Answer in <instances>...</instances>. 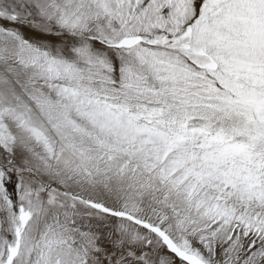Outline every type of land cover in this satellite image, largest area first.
Wrapping results in <instances>:
<instances>
[{
  "label": "snow or ice",
  "instance_id": "obj_1",
  "mask_svg": "<svg viewBox=\"0 0 264 264\" xmlns=\"http://www.w3.org/2000/svg\"><path fill=\"white\" fill-rule=\"evenodd\" d=\"M0 264H264V0H0Z\"/></svg>",
  "mask_w": 264,
  "mask_h": 264
}]
</instances>
